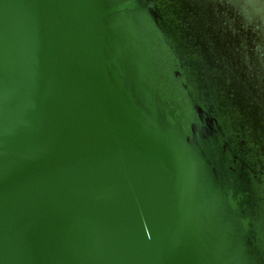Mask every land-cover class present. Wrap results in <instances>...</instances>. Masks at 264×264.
Returning <instances> with one entry per match:
<instances>
[{"label": "water", "instance_id": "water-1", "mask_svg": "<svg viewBox=\"0 0 264 264\" xmlns=\"http://www.w3.org/2000/svg\"><path fill=\"white\" fill-rule=\"evenodd\" d=\"M0 264H264V0H0Z\"/></svg>", "mask_w": 264, "mask_h": 264}]
</instances>
